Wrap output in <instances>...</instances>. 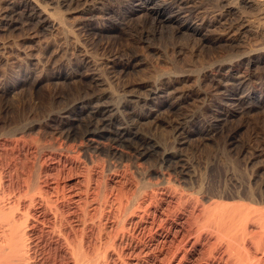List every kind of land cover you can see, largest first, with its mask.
<instances>
[{
  "label": "rangeland",
  "instance_id": "rangeland-1",
  "mask_svg": "<svg viewBox=\"0 0 264 264\" xmlns=\"http://www.w3.org/2000/svg\"><path fill=\"white\" fill-rule=\"evenodd\" d=\"M211 1L197 0L200 9L194 11L195 16L211 11L216 15L219 8ZM37 2L48 13H61L54 27L30 16L34 12L23 8L21 0H0V133L34 125L38 128L26 135L33 143L49 141L50 134L58 140L62 131H69L74 135L66 141L74 145L75 158L83 166L85 159L77 144L88 126L96 127L106 137L99 138L102 146L98 152L88 151L94 158V181L110 188V173L105 169L109 162L112 173L118 171L115 180L125 177L128 192L139 186L130 167L140 152L149 153L137 161L144 171L163 170L174 178L176 170H188L184 177L187 183H175L179 188H264V105L252 94H264V61L244 63L252 61L248 59L253 55L248 54L249 48L264 49V37L244 39L241 44L248 48L244 52L241 45L238 48L216 40L217 33L209 28L202 33L175 32L170 22L159 25L158 20L163 19L132 12L131 0ZM246 8L240 11L258 14ZM199 60L208 64L196 68ZM229 67L240 69L241 74H232ZM71 76V80L66 79ZM247 81L244 93H237L240 84ZM105 92L113 99L124 95L135 100L130 104L137 108L122 114L97 112L95 108L62 114L87 98L86 94L92 97ZM148 111L155 112L154 119L137 120L132 114ZM52 113L59 119L51 120ZM66 116L75 124L61 126L58 120ZM117 132L126 134L121 143L109 142V136L114 138ZM109 145L123 154L114 155L105 148ZM0 151L3 164L18 153L4 159L8 151L1 142ZM174 153L178 155L171 157ZM84 166L81 169L86 171ZM15 167L5 168L2 182L6 189L18 185ZM150 176L156 181L155 174ZM63 184L61 181L59 186L64 188Z\"/></svg>",
  "mask_w": 264,
  "mask_h": 264
},
{
  "label": "bare ground",
  "instance_id": "bare-ground-1",
  "mask_svg": "<svg viewBox=\"0 0 264 264\" xmlns=\"http://www.w3.org/2000/svg\"><path fill=\"white\" fill-rule=\"evenodd\" d=\"M196 1L131 0V3L134 4L132 12L163 19L158 20L159 25L170 22L175 25V32L186 29L202 33L209 28L213 34L217 33L216 40L236 44L238 48L241 45L243 51L246 49L242 45L244 39L264 37V17L261 16L264 1L212 0L219 8L216 15L211 11L195 16L194 11L200 9ZM21 2L23 8L34 12L30 16L38 17L44 25L53 26L54 20L62 17L59 11L48 13L37 0ZM240 8H250L258 12V16L243 14ZM249 50L248 54L253 55L248 59L252 61L247 60L245 64L264 61V49ZM205 64L208 63L199 60L196 68ZM229 69L234 75L241 74L240 69ZM68 78L71 80L73 76ZM247 83L242 82L236 92L244 93ZM252 94L264 105L262 91ZM85 96L87 98L82 100ZM85 96H80L82 101L70 109L62 110V114L72 109L84 113L92 108L97 112L122 114L125 110L134 112L136 107L130 104L135 100L124 95H116V99L106 92ZM92 102L95 106H90ZM132 114L137 120L146 121L154 119L155 112ZM51 116V120L59 119L56 113ZM61 119L58 120L61 126L75 124L67 116ZM36 128L27 125L0 133V142L8 151L6 155L3 151L4 159L18 151L11 156L12 163L3 164L0 157V264H129L126 259L131 264H264V188H179L175 183H187L184 177L188 176V170L184 167L176 170L174 178L163 170L144 171L137 161L149 153L141 152L130 167L132 175L139 179V186L131 193L126 191L125 177L115 180L118 171L112 173L114 169L108 162L105 169L110 173L107 179L112 185L109 188L107 183H95L94 158L88 153L100 150L99 138L106 137L103 131L88 126L80 137L82 141L77 149L85 159L84 171L75 158L74 145L66 141L74 134L62 131L60 141L50 134L47 142L38 139L31 143L26 135ZM117 133L114 138L109 136L108 141L121 143L126 134ZM105 148L114 155L123 154L116 146ZM10 166L12 169L16 166L13 172L18 185L6 189L2 179L5 168ZM151 174L156 175V181L150 180ZM61 181L64 188L59 186ZM199 209L203 211L199 213Z\"/></svg>",
  "mask_w": 264,
  "mask_h": 264
}]
</instances>
